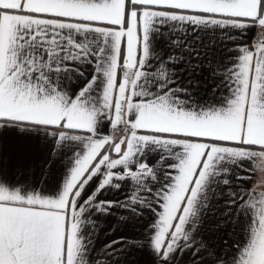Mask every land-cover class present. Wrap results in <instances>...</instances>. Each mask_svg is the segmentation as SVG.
<instances>
[{"label": "snow or ice", "instance_id": "1", "mask_svg": "<svg viewBox=\"0 0 264 264\" xmlns=\"http://www.w3.org/2000/svg\"><path fill=\"white\" fill-rule=\"evenodd\" d=\"M264 0H0V264H264Z\"/></svg>", "mask_w": 264, "mask_h": 264}, {"label": "crops", "instance_id": "2", "mask_svg": "<svg viewBox=\"0 0 264 264\" xmlns=\"http://www.w3.org/2000/svg\"><path fill=\"white\" fill-rule=\"evenodd\" d=\"M253 177V183L257 185V191L264 190V172L257 169L253 174Z\"/></svg>", "mask_w": 264, "mask_h": 264}]
</instances>
